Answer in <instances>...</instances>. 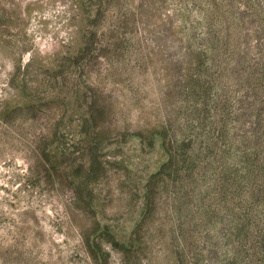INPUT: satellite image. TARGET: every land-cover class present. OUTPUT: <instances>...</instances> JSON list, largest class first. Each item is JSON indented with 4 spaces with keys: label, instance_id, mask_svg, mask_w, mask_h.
I'll return each instance as SVG.
<instances>
[{
    "label": "rangeland",
    "instance_id": "1",
    "mask_svg": "<svg viewBox=\"0 0 264 264\" xmlns=\"http://www.w3.org/2000/svg\"><path fill=\"white\" fill-rule=\"evenodd\" d=\"M242 6L0 0V264H236Z\"/></svg>",
    "mask_w": 264,
    "mask_h": 264
},
{
    "label": "trees",
    "instance_id": "2",
    "mask_svg": "<svg viewBox=\"0 0 264 264\" xmlns=\"http://www.w3.org/2000/svg\"><path fill=\"white\" fill-rule=\"evenodd\" d=\"M243 0L240 11L239 62L241 86L252 109V127L243 138L241 158L246 166L243 180L254 185L248 208L231 213L232 228L226 241L234 244L232 261L236 264H264V0ZM237 169L228 171L233 186ZM231 180V181H230Z\"/></svg>",
    "mask_w": 264,
    "mask_h": 264
}]
</instances>
